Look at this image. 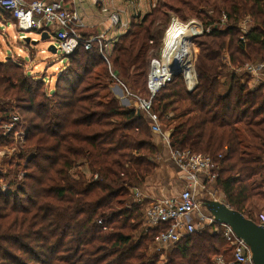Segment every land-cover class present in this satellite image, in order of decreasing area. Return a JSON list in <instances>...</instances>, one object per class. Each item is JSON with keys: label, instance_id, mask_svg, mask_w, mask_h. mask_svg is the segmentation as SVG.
<instances>
[{"label": "trees", "instance_id": "obj_1", "mask_svg": "<svg viewBox=\"0 0 264 264\" xmlns=\"http://www.w3.org/2000/svg\"><path fill=\"white\" fill-rule=\"evenodd\" d=\"M168 12L205 29L193 41L198 83L189 92L182 76H173L154 111L172 127L171 149L210 156L227 204L255 221L248 209L254 200L264 203V91L242 83L224 59L234 67L264 62V0H158L109 56L116 79L134 93L139 84L147 90L150 43L163 25L156 24L170 23ZM107 66L97 45L79 47L51 97L21 65L0 60V100L16 105L1 109L0 118L14 111L25 118L27 144L22 183L0 186V264H218V257L230 264L233 248L218 223L183 238L164 261L152 252L167 226L146 232L149 204L135 203L131 192L155 174L159 150L145 115L108 92ZM14 137L0 132V147Z\"/></svg>", "mask_w": 264, "mask_h": 264}, {"label": "built area", "instance_id": "obj_2", "mask_svg": "<svg viewBox=\"0 0 264 264\" xmlns=\"http://www.w3.org/2000/svg\"><path fill=\"white\" fill-rule=\"evenodd\" d=\"M92 1L96 6L100 4L99 0ZM0 8L12 17L18 32L30 35L32 33L39 35L47 33L50 40L54 41L56 53H61L64 59L71 57L81 46L85 50H92L97 45L102 58L108 62L110 56L108 47L112 42L106 38L108 30L104 34L84 37L82 32L87 27L81 14L75 8L66 6L65 0H36L33 2L0 0ZM102 11L107 12L105 8H102ZM111 19L115 26L121 23L120 16L117 14H112ZM240 27L244 33L248 31L246 23ZM200 35H203L202 28L197 36ZM19 40L25 41L21 37ZM224 60L231 73L242 77V83L248 82L252 89L262 87L264 91V62L257 61L247 63L242 67H234L228 59ZM162 68L160 56L152 59L147 75L149 98H138V111L142 112L149 120L152 134L159 136L171 148V130L168 131L164 128L160 121V115L154 111V99L173 79V75L165 76L161 81L154 83L153 74L162 71ZM181 75H183L187 90L192 92L198 83L196 69V86L194 88L190 89L185 74ZM112 79L123 95L126 92L127 96L124 95V97H130L124 84L118 81L113 73ZM20 123L21 117L18 114L9 115L5 120L0 118V132L4 136L14 133L16 138L17 136L24 138L25 134L20 135ZM171 161L181 173L184 186L176 197L152 201L146 208L143 217V226L146 232L160 229L164 225L167 226V230L161 232L157 237L153 248L157 253H161L162 257L178 245L183 238L216 226L217 223L205 212L206 201L211 199L229 206L222 191L216 187L219 166L210 156L194 153L190 149H171ZM131 195L135 203H143L146 199L140 188H134ZM258 224L264 227V221ZM221 233L225 241L233 248V261L230 264H254L249 246L238 239L230 227L221 225ZM217 263L225 264L222 257L217 258Z\"/></svg>", "mask_w": 264, "mask_h": 264}, {"label": "rangeland", "instance_id": "obj_3", "mask_svg": "<svg viewBox=\"0 0 264 264\" xmlns=\"http://www.w3.org/2000/svg\"><path fill=\"white\" fill-rule=\"evenodd\" d=\"M99 1L100 4L103 5L102 8H105L107 12L104 13L102 11V8L99 7L101 6L100 4H98L97 6L92 4L93 3L92 0H86L84 3V7H85V11L87 12L90 11L89 8L90 5L95 9H97L98 12H96V15L98 17H100V15L104 16L105 26H102L103 31L106 29V27H108V29H106V32L108 30V35L106 38L108 39V41L112 40V42L110 43L111 44L110 47H108L109 54L112 53L113 47L117 42L118 38H120L128 31L132 23L134 22L140 23L141 20H143V18H145L147 14L151 13L154 9H156L158 5V0H99ZM82 12L83 11L80 10V13ZM112 14H117L120 16L121 23L118 26H115L112 23V19H111ZM168 15L170 17V23L168 25L164 24L163 21H159L156 24V27H158L159 24H163V25L160 26L155 31L154 33L155 39L150 43L152 49L148 54V60H147L149 63V69L152 59H155L158 56L161 57L163 52L162 46H163L164 36L166 31H168V29L172 24L174 23L188 24L191 22H195L200 26V28L203 29V34L205 32V29L203 28L201 22L198 21L197 19H190L187 21H183L178 17H175L172 14V12H168ZM245 23L247 24L249 30L251 23L249 22V20H246L242 22L241 25ZM86 29L90 30L88 28ZM202 36L203 35L200 36L196 35L194 39L200 38ZM19 37L24 39L30 38L31 42L26 43L25 41L19 40ZM32 41L38 43L34 44ZM193 41L191 43V50L193 52V61L195 66V52H194ZM53 44H54L53 40L42 42L41 35H39L38 33H32L30 35L29 33L18 32L14 26L13 21L9 17L3 15L0 12V60L2 61L12 60L16 62L18 65H21L23 67L24 73L28 75L35 84H38V86L41 87L40 93L45 92L51 97L53 96V93L56 90V86L59 83L58 81L61 78L62 75L61 71L64 70L65 65L67 64V59H64L61 53L53 54L49 52V48ZM257 61H260L259 58H257V60L254 62ZM106 63L108 65L107 68L109 69L110 76L112 79V73L114 74V71L111 68L109 59L108 62ZM104 67L105 66H100L99 69L105 70ZM180 76H182L183 78V75ZM101 81L105 85L108 84L109 80L105 81L104 79H102ZM195 85L189 84L190 87H193ZM61 86L64 87V84H61ZM109 87L110 88L108 92L112 96H115L117 99H119L120 106L124 108H135L136 110H138V98H143V99L149 98V94H147L146 88L144 86H141L140 84L135 90V93L130 91L128 88H126L130 93V97L127 98L124 97V95H126V92H124L123 95V93L117 87L116 83L114 82L110 83ZM122 101L128 102V105L124 104ZM14 107H16L14 103L0 100V110L4 109L10 111ZM16 113L17 111L12 112L13 115H15ZM20 124H21L20 135H23L26 132L25 118L23 119L22 117ZM164 128H166V130L168 131L172 130V127L166 123L164 124ZM14 139L15 141L13 143H8L7 146L0 147V174H2L5 177V179H3V181L0 183V186L3 189L5 188L14 189L15 186L11 187L12 185L21 184L25 173L24 167L26 165V158L20 159V155L22 153H25L26 155L25 148L27 144L23 136H17V138L15 136ZM87 173L88 176H90L89 172ZM248 212L251 214L252 218L256 222L260 223L264 221V203L255 200L252 201L249 205ZM153 247H155V244ZM152 252H156V251L152 249ZM168 253L169 252H166L164 254V256L161 258V261H164L166 259V255Z\"/></svg>", "mask_w": 264, "mask_h": 264}, {"label": "crops", "instance_id": "obj_4", "mask_svg": "<svg viewBox=\"0 0 264 264\" xmlns=\"http://www.w3.org/2000/svg\"><path fill=\"white\" fill-rule=\"evenodd\" d=\"M85 1L86 0H65V3L66 6L75 8L79 13L80 10L83 11L80 14L86 27L90 29L89 32H91V34H104L106 29H108V27H106L103 31L102 26H105L104 16L100 15V17H98L96 15V12H98L97 9L90 5V11L86 12L84 7ZM123 103L128 105V102L124 101ZM153 142L159 150V153L154 157V162L158 168L155 174L146 181L144 187L141 188L142 194L146 197L145 201H147L148 204L156 199L176 197L180 194L184 186L181 173L171 161V148L159 136L155 135L153 137Z\"/></svg>", "mask_w": 264, "mask_h": 264}, {"label": "bare ground", "instance_id": "obj_5", "mask_svg": "<svg viewBox=\"0 0 264 264\" xmlns=\"http://www.w3.org/2000/svg\"><path fill=\"white\" fill-rule=\"evenodd\" d=\"M200 29V26L195 22L188 24L174 23L170 26L164 36L163 52L160 57V63L163 68L162 71H157L153 74L154 83L161 81L165 76H171L176 71H179L185 74L188 86L189 84H196L191 43L192 39L200 33ZM195 86L189 87L191 89Z\"/></svg>", "mask_w": 264, "mask_h": 264}, {"label": "water", "instance_id": "obj_6", "mask_svg": "<svg viewBox=\"0 0 264 264\" xmlns=\"http://www.w3.org/2000/svg\"><path fill=\"white\" fill-rule=\"evenodd\" d=\"M0 11H3L0 8ZM195 38V37H194ZM193 38V39H194ZM192 39V41H193ZM50 40L47 33L41 34V41ZM26 43H30L31 39H25ZM33 42V41H32ZM34 44L38 42H33ZM49 52L56 54L54 45H51ZM181 75L179 71L173 73V76ZM207 216L216 223L230 227L238 239L244 241L249 246L252 253L254 264H264V227L255 221L248 219L238 211L233 210L224 203L215 200H208L204 204Z\"/></svg>", "mask_w": 264, "mask_h": 264}]
</instances>
